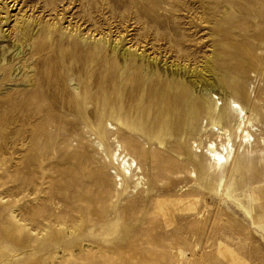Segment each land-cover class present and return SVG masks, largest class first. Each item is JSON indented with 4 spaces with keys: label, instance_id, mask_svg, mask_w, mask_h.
<instances>
[{
    "label": "rangeland",
    "instance_id": "obj_1",
    "mask_svg": "<svg viewBox=\"0 0 264 264\" xmlns=\"http://www.w3.org/2000/svg\"><path fill=\"white\" fill-rule=\"evenodd\" d=\"M5 2L4 29L31 18L26 38L17 34L25 44L22 81L6 86L27 96L24 81L43 70L42 61L47 66L36 75L38 98L23 108L0 102V264H264V232L253 221L264 222V165L250 159L232 182L238 199L248 203L247 193L253 195L252 220L226 193L230 168L213 174L208 162L190 163L187 149L199 142V127L165 133L154 106L159 97L142 91L155 83L162 93L165 83L178 79L143 68L148 53L165 67L181 63L196 74L209 60L217 78L238 75L257 100L264 87V0H18L10 8ZM147 16L157 30L143 26ZM47 19L54 36L41 54L36 42ZM115 38L133 51L123 57ZM246 45L262 58L242 71L236 67L249 55ZM85 49L104 73L99 81L88 84L84 74L65 80L49 66L67 53L71 59L63 62L71 65ZM114 82L120 90L112 91ZM112 136L139 159L141 178L119 185L104 174L112 166ZM144 151L165 159L149 161ZM195 167L198 174H189Z\"/></svg>",
    "mask_w": 264,
    "mask_h": 264
},
{
    "label": "bare ground",
    "instance_id": "obj_2",
    "mask_svg": "<svg viewBox=\"0 0 264 264\" xmlns=\"http://www.w3.org/2000/svg\"><path fill=\"white\" fill-rule=\"evenodd\" d=\"M3 1L4 0H2V2ZM5 1L6 6L10 8L11 3H13L12 7H14L18 0ZM3 13L0 7V75L3 77L0 84V102L23 108L26 100H33L41 95L42 89L37 85L36 75L40 77L44 74L47 64L42 61L43 70H40V72H37L38 74L24 81L27 87H25L23 91L26 89L28 90L29 94L27 96H17L16 94L20 89L13 91V87L15 86H6L7 81H22L18 80L22 72L19 59L24 57L23 47L25 44L17 34L21 32L20 34L22 37L26 38L27 32L25 31V26L31 18L30 15L29 17L24 16V19L17 18L14 20V29H4L3 23L8 21V16H4ZM153 21V16H147L143 26L146 29L153 28L157 30L160 26L155 22L153 23ZM36 22H39V20L36 19ZM40 23H42V21H40ZM42 25H48V28L42 31L43 33L40 34L41 37L36 42L41 54L52 47L50 42L54 36V30L53 28L51 29L53 23L49 19L44 20ZM31 36L32 39L36 37L33 32ZM83 36L87 37L84 33ZM101 37L103 38V36ZM101 37L98 38V40H101ZM32 43L31 40L29 44H27L28 49L31 47L30 45ZM99 45L100 46L97 48L102 47L101 44ZM112 45L121 49L123 57L133 51L130 49L131 45H127L125 42L121 44L116 38L113 39ZM244 49L249 55L245 56V60L242 59L243 62L241 60L236 67L242 71L251 68L252 64L257 63L258 61L255 62L256 57H261L257 55L255 48L251 45H246ZM86 53L87 50L85 49L80 59H76L71 65L68 64V66H66L65 62H63L71 59V54L67 53L64 54L62 58L52 61L49 66L56 70L57 73L61 74L65 80L84 74L89 77L86 82L91 84L93 80L99 81L104 73L98 68V62L94 61L95 55L92 53L87 55ZM35 54L36 52L33 51L32 56H35ZM138 56L142 57V52H140ZM220 56L229 58L230 54H224L223 52ZM145 58L147 62L143 64V68L145 64H147V67L154 72L160 70V72L167 73L168 76H173V78L177 76L178 78L175 81H168V83H165L166 87L162 93L154 89L155 83L150 84L148 88L142 90L143 92L152 91L155 96L159 97L158 103L154 105L160 110L159 115L161 116V120L158 127L165 133L171 135L180 132H182V134H184V132L189 133L193 128L199 127L198 130L201 132L199 142L194 140L192 142V149H187L190 153V163L198 167V162H205L202 164L204 166H206L208 162L210 165L209 169L213 174H226L225 171L230 168L228 174L231 183L226 186V193L231 197V200L234 201L237 208L244 215L253 220L252 213L253 210L254 212L256 211L254 208L256 206H253V204L256 203L253 195L250 194V191L246 195V200L249 205L252 206L249 207L246 205L248 204L246 201L243 202L233 195L232 182L236 180V174H241L250 167V159L256 158L264 165V87L259 88L257 100L251 99L247 88L244 87L243 81L240 80L238 75L224 77L222 74L223 77L217 78L216 67H212L213 64H211L209 60L205 63V68L201 70V73L196 74L193 68L191 69L185 64L180 65V63L173 65L172 63L173 66L170 65L165 67L157 61V57H150L147 53ZM162 63H164V61ZM52 76L55 79H60L58 74H52ZM139 80L140 74H137L134 81L138 82ZM15 84L17 85V83ZM45 84H48V82L41 86ZM121 86L122 84L114 82L111 85V89L112 91L120 90ZM224 88H228V91H224ZM215 92L221 94L217 99H215L213 95ZM161 96L163 98L162 100H160ZM218 100L221 101L220 104ZM149 111L150 110L147 112ZM205 118L207 119L206 121ZM141 122L146 121L142 118ZM110 142L112 143L111 145H113V149L111 155L107 158L112 166L109 169H104V174L108 177H115L119 185L122 184L124 179H129L131 176L138 175L137 178H141V175L144 174V169L138 161L139 159L129 151L127 146L124 145L117 136H112ZM95 143L99 149L104 151L105 147L101 141L98 140L95 141ZM162 143L163 141H160V147H163ZM195 147L196 150H194ZM197 148H199V150ZM193 150L196 152H193ZM143 156L153 162L165 159L162 154L157 155L147 151L143 152ZM196 167L192 168L189 174H198ZM112 169L115 170L112 171ZM187 177L191 180L189 176ZM140 183L141 181H138L136 186H140ZM222 186H225L223 177L219 181V188ZM163 214L167 215L168 211L164 210ZM253 221L264 232L263 220L258 217L254 218ZM203 260L206 259L202 258V261Z\"/></svg>",
    "mask_w": 264,
    "mask_h": 264
}]
</instances>
